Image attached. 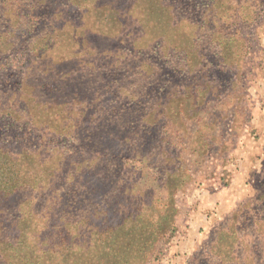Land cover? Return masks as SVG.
I'll return each instance as SVG.
<instances>
[{"label": "rangeland", "instance_id": "1", "mask_svg": "<svg viewBox=\"0 0 264 264\" xmlns=\"http://www.w3.org/2000/svg\"><path fill=\"white\" fill-rule=\"evenodd\" d=\"M0 49V156L49 227L30 264L91 254L73 196L98 180L162 215L143 264H264V0H0Z\"/></svg>", "mask_w": 264, "mask_h": 264}, {"label": "trees", "instance_id": "2", "mask_svg": "<svg viewBox=\"0 0 264 264\" xmlns=\"http://www.w3.org/2000/svg\"><path fill=\"white\" fill-rule=\"evenodd\" d=\"M2 54L3 50L0 49V57ZM17 122L18 120L14 119V123L17 124ZM0 159L4 161L2 163L0 162V208L2 207V203L8 204L5 205L6 208L4 207L3 216H0V264H30V259L35 254H48L49 248H47V242L44 238L49 227H46L48 224L37 225L34 222L37 218L29 220L28 225H23L21 212L23 213L28 209H33L40 213L43 210H38L30 205L28 207V205L24 204V193L28 189L27 181L31 177H28L12 161L2 156H0ZM91 173L86 171V174L89 176ZM119 173L120 171L118 170V172L112 171L110 174L112 178H115ZM34 180L36 182L39 181V179ZM181 182L185 184L187 180H182ZM106 183H109L111 188H107ZM98 185L100 188L99 194L94 193L92 188L88 187L82 188L79 196H73L72 239L74 241L71 240L70 247L73 248L74 244V248L81 249L83 243L87 242L94 249H90L89 251H92L91 254L88 257L86 256L79 264L145 263L147 259L149 260L150 252L153 250L157 241L167 235L165 228L161 227V222L164 223L161 220L162 215L156 212L150 216L153 218L149 221L144 219L146 217H143L140 213L138 214L135 211L136 207L131 205H129L127 212L124 210V206L121 205L120 201L113 196L115 195L114 192H116V195L120 194V189L114 180H106L105 182L98 180ZM169 186L171 185L169 184ZM170 190L173 189L170 188ZM44 195L41 194L42 197ZM96 195L101 200L96 199ZM45 196L49 197V200L54 204L63 202V195L56 193L55 189H51L50 193ZM33 199L35 200L36 198ZM167 199L172 203L174 202L173 192H169ZM101 207H104L103 211L100 210ZM106 209L109 210L108 213L112 215V218L107 217L104 213ZM46 213L48 215L44 216V218H50L52 216L50 214L53 213V208L47 210ZM101 215L105 216L102 222L98 219ZM156 218L158 221H156ZM127 220L131 221L126 226ZM37 227L39 228L36 232L33 233L30 231ZM133 234L139 239L135 238ZM132 236L134 241L127 239V237L131 238ZM124 237L125 240L123 239ZM28 240L36 242V246L30 250L24 247V243ZM135 242L140 244L136 245ZM66 250L69 252L71 249ZM50 258H44V264H48Z\"/></svg>", "mask_w": 264, "mask_h": 264}]
</instances>
